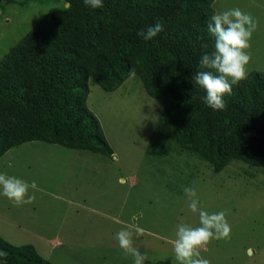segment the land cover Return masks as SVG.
Returning a JSON list of instances; mask_svg holds the SVG:
<instances>
[{"label":"rangeland","instance_id":"obj_1","mask_svg":"<svg viewBox=\"0 0 264 264\" xmlns=\"http://www.w3.org/2000/svg\"><path fill=\"white\" fill-rule=\"evenodd\" d=\"M18 1V0H17ZM62 0L0 1V58L48 8ZM214 14L232 8L258 22L251 37V71H264V0H213ZM86 107L112 148L110 157L57 144L27 141L0 156V173L31 184L36 199L14 206L0 195V236L30 243L54 264H133L119 248L121 229L146 253L145 264H174L178 224L199 226L184 188H193L200 207L226 212L228 239L200 249L210 264H264V167L229 160L214 172L196 152L180 147L159 101L139 80L127 76L112 91L87 79ZM11 164V167H9Z\"/></svg>","mask_w":264,"mask_h":264},{"label":"trees","instance_id":"obj_2","mask_svg":"<svg viewBox=\"0 0 264 264\" xmlns=\"http://www.w3.org/2000/svg\"><path fill=\"white\" fill-rule=\"evenodd\" d=\"M212 2L103 0V7L91 9L83 0H62L48 8L0 58V156L41 141L110 157L112 148L85 105L87 79L112 91L135 69L180 147L196 152L214 172L232 159L264 167V71L233 85L222 111L205 105L206 92L191 81L203 52L213 50L207 32ZM156 22L163 31L152 40L137 36ZM0 250L8 253L7 264H54L30 243L0 236Z\"/></svg>","mask_w":264,"mask_h":264},{"label":"clouds","instance_id":"obj_3","mask_svg":"<svg viewBox=\"0 0 264 264\" xmlns=\"http://www.w3.org/2000/svg\"><path fill=\"white\" fill-rule=\"evenodd\" d=\"M85 6L91 9L103 7V0H83ZM258 27V22L250 14L239 8H232L213 14L207 23V32L213 38V50L204 51L199 59V71L195 72L191 81L202 88L206 95L201 97L204 104L214 111L226 108L224 97L231 95L232 86L247 78L246 66L251 61V37ZM163 31V24L156 22L147 29H141L137 36L144 41H150ZM198 39H201L198 37ZM203 49L208 48L202 43ZM130 76L135 75L131 69ZM11 167V164H9ZM29 188L37 189L35 181L28 182L15 176L0 173V195L6 197L14 206L31 204L35 201V192L29 194ZM184 194L188 198V208L199 215V226L178 224L176 238L173 241L174 264H210L201 258L200 249L211 240L228 239L231 227L226 219V212L209 213L200 207L193 188L185 187ZM143 235V229L137 227L135 233L121 229L115 234L119 248L126 256L133 258V264H145L148 257L134 247V236ZM8 253L0 250L3 264H7Z\"/></svg>","mask_w":264,"mask_h":264},{"label":"water","instance_id":"obj_4","mask_svg":"<svg viewBox=\"0 0 264 264\" xmlns=\"http://www.w3.org/2000/svg\"><path fill=\"white\" fill-rule=\"evenodd\" d=\"M65 6H66V4H65Z\"/></svg>","mask_w":264,"mask_h":264}]
</instances>
